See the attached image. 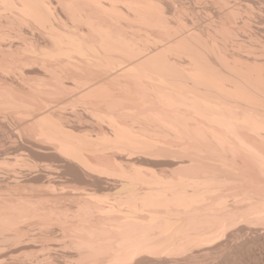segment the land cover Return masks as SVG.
I'll use <instances>...</instances> for the list:
<instances>
[{"label": "bare ground", "instance_id": "bare-ground-1", "mask_svg": "<svg viewBox=\"0 0 264 264\" xmlns=\"http://www.w3.org/2000/svg\"><path fill=\"white\" fill-rule=\"evenodd\" d=\"M262 241L264 0H0V264Z\"/></svg>", "mask_w": 264, "mask_h": 264}, {"label": "snow or ice", "instance_id": "snow-or-ice-1", "mask_svg": "<svg viewBox=\"0 0 264 264\" xmlns=\"http://www.w3.org/2000/svg\"><path fill=\"white\" fill-rule=\"evenodd\" d=\"M261 252L264 253V241H262ZM135 255H138V253H134V254H133V259H134ZM135 264H143V262H142V261H138V260H136V261H135ZM245 264H252V262H245ZM259 264H264V259H262V260L259 262Z\"/></svg>", "mask_w": 264, "mask_h": 264}, {"label": "rangeland", "instance_id": "rangeland-1", "mask_svg": "<svg viewBox=\"0 0 264 264\" xmlns=\"http://www.w3.org/2000/svg\"><path fill=\"white\" fill-rule=\"evenodd\" d=\"M248 261L250 262V260H247V259H246V262H248ZM242 264H243V263H242ZM252 264H253V263H252Z\"/></svg>", "mask_w": 264, "mask_h": 264}]
</instances>
